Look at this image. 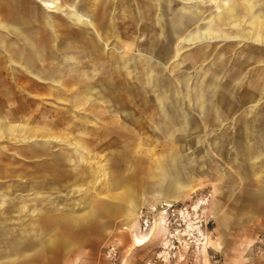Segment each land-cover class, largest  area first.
<instances>
[{"label": "crops", "instance_id": "1", "mask_svg": "<svg viewBox=\"0 0 264 264\" xmlns=\"http://www.w3.org/2000/svg\"><path fill=\"white\" fill-rule=\"evenodd\" d=\"M132 1L124 8V0H0V113L6 117L0 116V137L24 143L15 151L0 150V264H44L37 263L39 254L48 251L69 255L89 233L86 218L60 215L55 200H42L39 191L59 185L80 191L86 184L85 192L89 183L92 187L99 183L106 190L117 188L127 178L119 171H127L139 151L141 128L171 145H163L158 155L171 156V160L155 162L153 176L158 180L147 187L150 197L184 198L194 181L173 146L185 139L182 132L228 119L244 99L236 98L232 90L244 68L250 67L246 72L249 86L260 92H250L246 99L260 100L264 0H210L215 12L208 16L203 6L208 2L202 0L194 1L198 7L186 1L177 8L172 0ZM204 31L218 36L202 41ZM218 41L242 42L245 51L231 52L230 45L217 50ZM188 46L194 48L190 53L185 52ZM229 61L228 69L234 73L221 83L219 74L227 73ZM238 87L245 89L242 83ZM15 91H39V100L56 103H42L28 111V106H15ZM251 106L253 113L257 104ZM238 121L243 123L244 136L235 142L243 145L245 159H258L264 136L254 135L252 128H264V116L254 113ZM86 137L121 143L117 150L121 160L108 171ZM210 143L216 147L217 140ZM152 150L146 149L150 154ZM39 158L47 162L43 170H39ZM257 167L245 164L241 174L251 176ZM123 197L129 202L123 228L131 235L138 227L136 210L150 199L137 198L132 190ZM217 228H224L219 220ZM263 235L264 221L248 235L216 234L210 247L174 264H264L257 247ZM138 236L134 233L133 239ZM55 241L58 248L47 246ZM138 253L135 250L125 258L120 252L118 264H140ZM102 258L106 261L104 252Z\"/></svg>", "mask_w": 264, "mask_h": 264}, {"label": "rangeland", "instance_id": "2", "mask_svg": "<svg viewBox=\"0 0 264 264\" xmlns=\"http://www.w3.org/2000/svg\"><path fill=\"white\" fill-rule=\"evenodd\" d=\"M186 1L188 4L192 1L190 5L198 7L199 3L194 2L195 0H172L174 3L173 8H177ZM202 1L208 2V4L211 3L210 0ZM57 2H63V0H57ZM132 4H134L132 0H124V8L130 7ZM208 4L203 5L206 9L205 15L207 16L215 12L214 6ZM153 17L155 18V16ZM142 37L140 36V39ZM241 44L242 42L238 41H218L216 42V49L229 47L230 45V48L234 49L231 52H238L241 49L245 51L246 46H242ZM188 47V50L185 51L186 53L194 50L192 46ZM231 52L228 54L232 59L234 56ZM202 67L205 68L207 65L203 64ZM226 67L227 69L230 68V61ZM249 71L250 67L244 68L243 74L240 75V82H237L232 89L236 98L244 96V99L242 104H239L231 112L227 120L212 126L203 125L199 129H190L187 127L186 131L182 132L185 139L173 144L174 150H178L180 153H177V156L180 158L181 165L187 167V175L193 178L194 181L193 189L180 200L188 199L191 195L198 193L205 194L209 200L208 208L212 212L214 219L209 228L210 233L207 248L212 245L211 240L214 239L216 234L220 235L236 231L248 235L253 232V228L259 227L262 221H264V150L261 149L262 154L258 159L247 160L241 153L243 145L235 142L244 136L243 123L238 121V119H249L254 113H258V115L262 113L264 116V90L261 91L259 101H247L246 99V95L250 92H255L258 95L260 93L257 89L254 90V88L249 86V82L247 81V73ZM233 73V69H228L225 75L219 74L220 78L222 77L221 83L225 79L230 80ZM18 82L22 83V85L25 83L22 80ZM240 83L245 87L244 90L238 87ZM7 91H14V89L9 88ZM15 92L16 94L13 98L15 106H23L24 108L28 106V111L34 107L39 108L41 103L52 105L50 102H53L54 106V103H56L52 99L42 98L39 100V91ZM253 104H257V106L256 110L251 113V105ZM57 106L62 107L63 105L57 104ZM0 116L5 117L4 113H0ZM90 130L88 128L90 134H93V131ZM252 132L254 135L262 133L264 136V128H252ZM138 137L140 138L139 151L131 158V164L128 166L129 169L124 171V168H122L119 171L118 175L122 174L127 178L117 188L106 190L100 188L99 183L95 187H92L91 183H89L85 192L86 184L80 186V191H72V186L70 185H59L54 190L39 191L40 196H44L42 200H55V204L57 203V207L59 208L58 212L61 211L60 215L69 213V215L74 217H85L89 233L86 234V238L78 240L75 249L70 251L69 255H52L48 251L49 253L47 255L44 253L39 254L37 263L42 261L46 264L47 260H52L53 258L55 259L54 264H107L106 257V261L102 258V252L105 253L107 245L113 243L118 252L116 264L122 261L120 252L123 251L124 257L129 258L130 253L135 250H138V254L141 257L138 258V261L140 264H144L145 258L150 254V249L156 246L158 234H154L155 236H152L143 245L135 246L133 244L131 235L127 233L128 229L123 228V225H126L128 219L126 212L129 207L128 199L124 198L123 195L128 190H132L137 198L142 196L146 197L150 199V203L160 200H153L150 197L147 187L150 182H156L158 180L157 176H153L156 160L170 161L172 157H158L164 147H171V145H165L160 138H156L149 131H146L145 128H141L138 131ZM86 138L89 144L93 146V150L100 155V158H97V160L105 163L108 166V171L115 167L118 160H121L120 152L117 151L121 149V143L109 144L106 142L107 140L103 141L95 137ZM211 139L217 140L216 147L211 146ZM23 145V142L14 138L0 137V150L3 152L5 150L10 152L15 147L20 148ZM57 147L63 149L64 145H58ZM147 148H152L153 154L148 153L146 151ZM26 164L31 166L33 163L26 162ZM245 164H252V166L259 165L260 168L257 167L255 174L244 177L241 174V167ZM46 165V160L39 158V170H43ZM202 171L206 173L202 174ZM145 205L147 204H143L139 208ZM218 220L221 222V228L224 227L222 230L217 228ZM61 221L63 222L65 220ZM57 242H51L47 246L49 248H58L59 243Z\"/></svg>", "mask_w": 264, "mask_h": 264}, {"label": "built area", "instance_id": "3", "mask_svg": "<svg viewBox=\"0 0 264 264\" xmlns=\"http://www.w3.org/2000/svg\"><path fill=\"white\" fill-rule=\"evenodd\" d=\"M208 204V197L198 193L185 200H157L140 207L137 211L138 227L131 233L132 239L134 233H150L155 223L162 228L156 246L150 249L144 264L182 262L189 254L208 246L209 228L214 219ZM257 247L264 262V235L259 237ZM105 257L107 264H116L118 252L113 243L105 248Z\"/></svg>", "mask_w": 264, "mask_h": 264}, {"label": "bare ground", "instance_id": "4", "mask_svg": "<svg viewBox=\"0 0 264 264\" xmlns=\"http://www.w3.org/2000/svg\"><path fill=\"white\" fill-rule=\"evenodd\" d=\"M232 1V0H231ZM212 2H213V0H212ZM211 2V3H212ZM216 2V1H215ZM249 3V2H248ZM47 4V3H46ZM188 4V3H187ZM186 4V5H187ZM250 4V3H249ZM51 5V4H50ZM118 5H120V4H118ZM251 5V4H250ZM236 6V5H235ZM247 6H248V4H247ZM47 7V6H46ZM161 7V6H160ZM122 8V7H121ZM248 8H250V7H248ZM113 9V8H112ZM131 9H133V8H131ZM163 9V8H162ZM184 9H186V8H184ZM188 10V9H187ZM55 11V10H54ZM116 11V10H115ZM249 11H250V9H249ZM183 12V11H182ZM192 13V12H191ZM78 14V13H77ZM185 14V13H184ZM253 15V14H252ZM221 17V16H220ZM222 17H224V16H222ZM189 18V17H188ZM187 18V19H188ZM202 18V17H201ZM216 18V17H215ZM246 18V17H245ZM252 18V17H251ZM217 19V18H216ZM230 19V18H229ZM240 19V18H239ZM185 20V19H184ZM183 20V21H184ZM210 20H211V18H210ZM214 20V19H213ZM226 20V19H225ZM241 20V19H240ZM69 21V20H68ZM182 21V20H181ZM187 21H189V20H187ZM186 21V22H187ZM204 21V20H203ZM214 21H216V20H214ZM224 21V20H223ZM229 21H231V20H229ZM180 22V21H179ZM234 22V21H233ZM181 24V23H180ZM229 24V23H228ZM187 25V24H186ZM209 26V25H208ZM185 29V28H184ZM184 29H182V30H184ZM196 29V28H195ZM199 29V28H198ZM229 30V29H228ZM261 30V29H260ZM196 31V30H195ZM225 31H227V30H225ZM198 33V32H197ZM218 35H213L211 32H208V31H204V32H202L201 33V40L202 41H206V40H210V39H212V37L214 38V37H217ZM221 37H224L225 39H228V37L229 36H226V35H220ZM237 38V37H236ZM176 39V38H175ZM233 39V38H232ZM186 40V39H185ZM189 40V39H188ZM187 40V41H188ZM244 40V39H243ZM181 42V41H180ZM185 42V41H184ZM189 42V41H188ZM187 43V42H186ZM192 43V42H191ZM202 43V42H201ZM255 48V47H254ZM14 64V63H13ZM17 69V68H16ZM12 72V71H11ZM8 79V78H7ZM16 85V84H15ZM14 86V85H13ZM20 88V87H19ZM23 90H24V88H23ZM223 102V101H222ZM227 103V102H226ZM42 104V103H41ZM14 107V106H13ZM2 126V125H1ZM12 126V125H11ZM13 129V128H12ZM6 130V129H5ZM262 138V137H261ZM250 152V151H249ZM77 153V152H76ZM103 164V163H102ZM157 200V199H156ZM160 200H164V199H160ZM164 201H169V200H164ZM150 203V201L149 202H147L146 204H149ZM137 211V210H136ZM162 228H161V226H159V224L158 223H155L154 224V226L152 227V229H151V231H150V233H147V234H139V236H138V238H134L133 239V241H134V244H137L138 246H140V244L142 245V244H144L146 241H148V239H150L152 236H155L154 234H158V233H160V230H161ZM207 246H205L204 248H206Z\"/></svg>", "mask_w": 264, "mask_h": 264}]
</instances>
